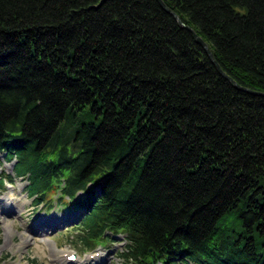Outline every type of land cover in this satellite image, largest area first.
I'll return each instance as SVG.
<instances>
[{"label":"trees","instance_id":"1","mask_svg":"<svg viewBox=\"0 0 264 264\" xmlns=\"http://www.w3.org/2000/svg\"><path fill=\"white\" fill-rule=\"evenodd\" d=\"M163 1L185 27L157 0H0V154L81 210L85 249L264 264V96L188 29L264 93V0Z\"/></svg>","mask_w":264,"mask_h":264},{"label":"rangeland","instance_id":"2","mask_svg":"<svg viewBox=\"0 0 264 264\" xmlns=\"http://www.w3.org/2000/svg\"><path fill=\"white\" fill-rule=\"evenodd\" d=\"M12 167L0 157L2 175H13ZM10 182L7 179L0 186V264H130L122 257L126 248L124 236H112L106 243L85 249L78 240L80 232L76 231L82 213L68 199L60 200L57 194L55 209L48 211L43 204L35 205L27 192L26 180L14 178L12 185ZM12 194L17 202L5 199ZM23 201L25 204L21 205ZM52 246L57 253H52ZM73 253L78 255L79 263L66 261ZM89 255L96 257L89 260Z\"/></svg>","mask_w":264,"mask_h":264},{"label":"water","instance_id":"3","mask_svg":"<svg viewBox=\"0 0 264 264\" xmlns=\"http://www.w3.org/2000/svg\"><path fill=\"white\" fill-rule=\"evenodd\" d=\"M160 5L168 12L170 13L171 15H173V17L178 21V23L185 27V25L181 22L179 16H177L172 10H170L166 4L164 3L163 0H157ZM189 30H191L193 33H194V36L197 40V42L203 47V49L205 50L206 54L209 56V58L211 59V61L213 62V64L215 65L216 69L218 70V72L223 76L225 77L228 81H230L237 89H240V90H246V91H249L250 93H253V94H256V95H261V96H264V93H256V92H253L251 90H248L246 88H243L241 86H239L231 77H229L222 69L221 67L219 66V64L215 61V58L212 54V52L210 51L208 45L204 42V40L202 38H200L192 29L188 28Z\"/></svg>","mask_w":264,"mask_h":264},{"label":"bare ground","instance_id":"4","mask_svg":"<svg viewBox=\"0 0 264 264\" xmlns=\"http://www.w3.org/2000/svg\"><path fill=\"white\" fill-rule=\"evenodd\" d=\"M248 90H250V89H248ZM241 91H243V92H248V93H250L249 91H246V90H241ZM251 91H253V90H251ZM253 92H256V91H253ZM256 93H260V92H256ZM250 94H253V93H250ZM253 95H256V94H253ZM20 187L21 188H23V184H20ZM5 199H7V200H14V201H16L17 202V198H16V196L14 195V194H12L11 196L10 195H7L6 196V198ZM12 204H14V203H12ZM25 204V202L23 201L22 203H21V205H24ZM2 212V211H1ZM3 213V212H2ZM4 214V213H3ZM214 236H216V234H214V233H208V235L206 236L207 238H211V237H214ZM214 238H212L211 239V241L212 242H215V240H213ZM51 251H52V253L53 254H55V253H57V249L55 248V246H52L51 247ZM62 253H66V252H62ZM69 255H71V254H69ZM68 255V256H69ZM90 260V259H89ZM96 260H98V258L96 259ZM62 261L64 262V260L62 259ZM66 261H67V259H66ZM79 261L80 260H78L77 262L79 263ZM65 263V262H64ZM81 264H84V262H81Z\"/></svg>","mask_w":264,"mask_h":264}]
</instances>
